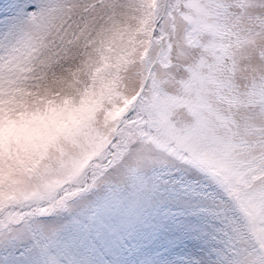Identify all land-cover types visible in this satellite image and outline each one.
Masks as SVG:
<instances>
[{"label": "snow or ice", "instance_id": "6c2138e0", "mask_svg": "<svg viewBox=\"0 0 264 264\" xmlns=\"http://www.w3.org/2000/svg\"><path fill=\"white\" fill-rule=\"evenodd\" d=\"M0 7V264H264V0Z\"/></svg>", "mask_w": 264, "mask_h": 264}, {"label": "rangeland", "instance_id": "374dc122", "mask_svg": "<svg viewBox=\"0 0 264 264\" xmlns=\"http://www.w3.org/2000/svg\"><path fill=\"white\" fill-rule=\"evenodd\" d=\"M0 2H2L3 5H7L8 0H0ZM6 13H7V8L6 7H0V19H3L5 17V15H6ZM98 115H99V113H97V116ZM36 123H39V122H36ZM31 126L32 125H25V126H22L19 129H14V130L12 129L11 130L12 132H10V134L16 135V134H19V133L28 132L29 127H31Z\"/></svg>", "mask_w": 264, "mask_h": 264}, {"label": "trees", "instance_id": "16d2710c", "mask_svg": "<svg viewBox=\"0 0 264 264\" xmlns=\"http://www.w3.org/2000/svg\"><path fill=\"white\" fill-rule=\"evenodd\" d=\"M31 127H32V126H31ZM31 127H29V130H30ZM13 130H14V129H13ZM29 130H28V131H29ZM15 131H16V130H15Z\"/></svg>", "mask_w": 264, "mask_h": 264}]
</instances>
